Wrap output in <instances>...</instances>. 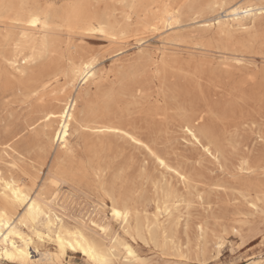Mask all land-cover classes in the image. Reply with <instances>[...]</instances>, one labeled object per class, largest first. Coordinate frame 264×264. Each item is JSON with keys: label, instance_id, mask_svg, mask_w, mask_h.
<instances>
[{"label": "rangeland", "instance_id": "374dc122", "mask_svg": "<svg viewBox=\"0 0 264 264\" xmlns=\"http://www.w3.org/2000/svg\"><path fill=\"white\" fill-rule=\"evenodd\" d=\"M38 1L56 8L81 2L91 12L114 10L119 20L126 12L120 0ZM206 2L198 0V5ZM56 24L52 54L19 76L1 62L8 54L4 36L14 30L0 23L2 176L19 181L32 195L41 191L48 201L55 199L52 208L66 223L84 227L100 243L120 237L140 260L120 252L112 264H264V16L245 30H205L203 23L186 22L153 32L119 23L132 24L120 41ZM133 35L143 39L141 47ZM87 58L97 61L100 76L85 88L89 103H78L75 114L92 126L89 112L94 111L99 121L123 133L97 136L74 125L68 159L47 144L41 116L57 111L70 62ZM192 120L204 141L214 142L216 159L186 134L183 126ZM66 167L74 174L69 181L56 188L45 182L51 172ZM95 167L103 171L100 181L92 174ZM113 183L133 193L150 218L155 203L171 193L176 208L158 220L172 242L145 244L123 234L110 218L103 191ZM91 220L107 226V235ZM36 247L54 250L50 242ZM30 252L37 255L33 248ZM37 259L32 264H51ZM61 264L89 263L81 254H68Z\"/></svg>", "mask_w": 264, "mask_h": 264}, {"label": "bare ground", "instance_id": "6f19581e", "mask_svg": "<svg viewBox=\"0 0 264 264\" xmlns=\"http://www.w3.org/2000/svg\"><path fill=\"white\" fill-rule=\"evenodd\" d=\"M256 1L258 4H253L250 0L245 2L207 0L206 3L198 5V0H179L178 2L176 0H120L126 12L119 20L114 10L91 12L81 2L66 8L59 7V9L52 4L42 5L38 0H0V23L9 24L14 30V33L4 36L3 43L8 48V54L1 56V62L22 76L25 67L52 54L54 48L52 34L58 26L56 23H62V26L68 29L79 28L89 34H102V37L108 36L113 41L122 40L132 26V24H126L121 27L119 23H135L143 30L153 32L157 31L159 26L166 31H171L186 22L203 23L200 27L205 30L213 26L219 31L233 27L245 30L247 23H255L258 18L264 16V0ZM204 14L212 15L200 20ZM32 16L39 17L41 21L36 27H31L27 23ZM131 37L134 38L137 47L143 45L142 38L136 35ZM162 42L166 45L170 44V41ZM99 76L97 61L94 58L70 62L65 73L66 83L60 91V98L57 99V111H48L41 116L44 123L42 136L47 144L60 150V153L68 159L73 156L70 139L74 125L80 130L89 129L97 136L123 133L121 129L99 121L98 114L94 111L89 112L88 122L92 126L86 125L84 120L79 119L75 114L78 103L84 106L89 103L85 88L98 80ZM35 92L36 89H33L30 93ZM84 113L88 114L86 111ZM197 124L196 120L186 123L183 126L186 134L208 155L216 159L215 151L211 146L214 142L204 141L205 134L196 127ZM130 138L136 141L133 137L130 136ZM158 160L160 165L167 168L163 160ZM67 167L51 172L45 182L47 181L50 187L56 188L61 182L69 181L74 174ZM76 170L83 172L84 168L78 167ZM102 173L100 167L92 170L93 176L98 181L101 180ZM174 173L181 180L186 179L178 171L174 170ZM103 191L110 201V218L119 224L123 234L143 240L141 242L150 240L153 245L158 241L164 245L169 241L172 242L166 228L158 220L161 214L170 217L172 210L176 208L174 206L176 202H173L171 193H166L162 202L155 203L156 214L150 218L138 198L130 191H122L116 188L114 183ZM54 204L55 199L48 201L41 191L32 195L22 183L12 177L4 178L0 171V262L32 264L35 257L38 261L61 264L68 254H81L89 264H112L120 252L135 260L134 262L140 261L132 248L120 237L111 236L108 243L104 244L94 239L92 233L90 236L89 230H85L84 227L69 225L52 208ZM114 206L122 213H127V217L113 216ZM90 224L96 230H100L103 235H107V226L93 220ZM43 242L52 243L54 250L38 251L36 244ZM31 248L37 255L31 256ZM125 263L128 262L125 261Z\"/></svg>", "mask_w": 264, "mask_h": 264}, {"label": "snow or ice", "instance_id": "6c2138e0", "mask_svg": "<svg viewBox=\"0 0 264 264\" xmlns=\"http://www.w3.org/2000/svg\"><path fill=\"white\" fill-rule=\"evenodd\" d=\"M27 23L31 26V27H36L37 25H39L41 23L39 17L37 16H32ZM113 216L115 217H121L122 215L126 218L127 217V213H122L121 211L117 210L115 208V206L113 207V212H112ZM129 255H131V251H129ZM9 259H11V257H9ZM37 264H40V262H37Z\"/></svg>", "mask_w": 264, "mask_h": 264}]
</instances>
